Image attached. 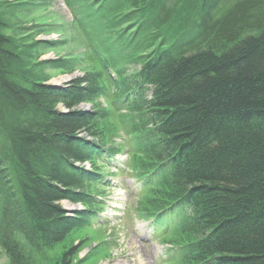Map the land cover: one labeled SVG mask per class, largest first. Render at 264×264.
I'll use <instances>...</instances> for the list:
<instances>
[{
  "label": "trees",
  "instance_id": "trees-1",
  "mask_svg": "<svg viewBox=\"0 0 264 264\" xmlns=\"http://www.w3.org/2000/svg\"><path fill=\"white\" fill-rule=\"evenodd\" d=\"M88 2L84 8L96 12L85 17L77 0H65L73 21H105L117 39L108 46L89 37L99 69L57 87L45 83L44 67L72 71L76 60H34L38 42L6 33L11 16L0 0V248L7 264H41L34 256L89 219L87 186L102 181L95 161L118 152L105 147L109 112L100 97L126 111L118 123L146 189L139 209L157 223L178 219L172 260L264 264V0ZM58 102L68 111L54 110ZM82 102L93 109L75 110ZM84 161L91 170L77 166ZM63 199L84 209L69 216Z\"/></svg>",
  "mask_w": 264,
  "mask_h": 264
},
{
  "label": "rangeland",
  "instance_id": "rangeland-1",
  "mask_svg": "<svg viewBox=\"0 0 264 264\" xmlns=\"http://www.w3.org/2000/svg\"><path fill=\"white\" fill-rule=\"evenodd\" d=\"M88 1L77 0L76 4L78 9H84L85 17H88L91 11H93L92 16L96 12L84 8ZM1 2L2 8L11 16L10 28L6 33L23 39L22 42H38L34 60L44 62L76 60L77 65L72 71L44 67V73L48 76L45 83L50 85L64 87L86 72H96L99 65L94 60V53L89 46L90 38H102L110 46L109 43L117 37L105 21L93 22L94 27L90 26L91 23L79 27L73 21L74 15L65 0H1ZM121 28L123 29L120 26L117 30ZM109 38L113 39L110 41ZM97 102L109 112L108 117L102 122L103 140L107 147L118 150L117 156L114 157L121 164L122 169L116 170L107 167L99 160L95 161L94 166L105 175V178L104 183H91L87 186L88 192L94 196L92 206H89L93 213L83 227L73 230L52 249L43 250L34 258L41 264H62L63 256L66 264L68 262L70 264H137L134 261L139 257L141 264H178L172 259L167 260L172 250L168 240L174 233L178 219L175 217L164 219L168 225L167 228L164 226L163 233L159 234L160 229L157 228L155 231L150 219L146 218V214L139 209L146 196V189H141L136 176L137 171L131 166L132 155L128 153L125 144L126 131L118 123L120 116L126 114L125 110L117 112L106 98H100ZM51 106L59 112L68 111L60 102ZM93 107V102H82L74 109L89 111ZM81 135L89 141L96 140L85 136L84 132ZM81 165L87 168L85 163ZM63 202L76 206L77 210L84 208L80 203L63 199L59 205L64 212L67 211ZM74 213L68 215L73 216ZM137 246L141 248L136 251ZM69 250L71 252L68 254ZM0 264H7L6 254L1 248Z\"/></svg>",
  "mask_w": 264,
  "mask_h": 264
},
{
  "label": "bare ground",
  "instance_id": "bare-ground-1",
  "mask_svg": "<svg viewBox=\"0 0 264 264\" xmlns=\"http://www.w3.org/2000/svg\"><path fill=\"white\" fill-rule=\"evenodd\" d=\"M62 79H64V78H62ZM61 79V80H62ZM100 98H103V97H100ZM100 98H98V99H100ZM97 99V100H98ZM81 134V133H80ZM87 134V133H86ZM85 133H84V135H86ZM88 135V134H87ZM86 135V136H87ZM88 136H90V137H92L91 135H88ZM94 138H96L95 136H93ZM92 137V138H93ZM64 203V207H65V209H66V213L67 214H70V213H73V211L74 210H76V206H73L72 204H69V203H65V202H63ZM139 248H141V246H137V247H135V250L137 251V249H139ZM137 258V257H136ZM141 259H140V257L139 258H137V259H135V261H134V263H137V264H141Z\"/></svg>",
  "mask_w": 264,
  "mask_h": 264
},
{
  "label": "water",
  "instance_id": "water-1",
  "mask_svg": "<svg viewBox=\"0 0 264 264\" xmlns=\"http://www.w3.org/2000/svg\"><path fill=\"white\" fill-rule=\"evenodd\" d=\"M74 211H75V210H74ZM74 211H73V212H74Z\"/></svg>",
  "mask_w": 264,
  "mask_h": 264
}]
</instances>
